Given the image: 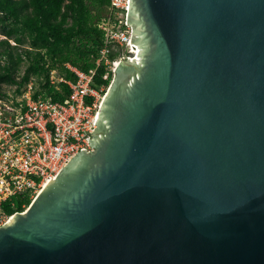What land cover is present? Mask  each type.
Wrapping results in <instances>:
<instances>
[{
	"label": "water",
	"instance_id": "1",
	"mask_svg": "<svg viewBox=\"0 0 264 264\" xmlns=\"http://www.w3.org/2000/svg\"><path fill=\"white\" fill-rule=\"evenodd\" d=\"M127 24L98 151L0 228V264H264V0H130Z\"/></svg>",
	"mask_w": 264,
	"mask_h": 264
},
{
	"label": "built area",
	"instance_id": "2",
	"mask_svg": "<svg viewBox=\"0 0 264 264\" xmlns=\"http://www.w3.org/2000/svg\"><path fill=\"white\" fill-rule=\"evenodd\" d=\"M129 1L110 0L109 11L100 19L106 40L95 68L85 72L67 63L75 80L50 71V88L62 95L63 85L70 89L62 101L44 95L35 98L32 82L16 103L0 100V228L15 215L5 212L7 201L21 194H29L33 201L79 152L94 150L89 139L98 128L95 122L115 70L121 62L135 59L139 51L131 43L132 26L127 24ZM102 64L103 80L110 83L94 87Z\"/></svg>",
	"mask_w": 264,
	"mask_h": 264
},
{
	"label": "trees",
	"instance_id": "3",
	"mask_svg": "<svg viewBox=\"0 0 264 264\" xmlns=\"http://www.w3.org/2000/svg\"><path fill=\"white\" fill-rule=\"evenodd\" d=\"M110 0H0V97H6L4 85L17 86L23 95L33 79L39 84L34 97L51 96L63 100L64 94L49 87V73L57 70L67 80L75 75L66 64L88 72L105 45L100 19L109 11ZM3 37V38H2ZM115 52L110 55L114 58ZM102 64L93 81L94 87L109 85L103 80ZM29 194L12 197L4 204L9 215L23 213L31 205Z\"/></svg>",
	"mask_w": 264,
	"mask_h": 264
},
{
	"label": "rangeland",
	"instance_id": "4",
	"mask_svg": "<svg viewBox=\"0 0 264 264\" xmlns=\"http://www.w3.org/2000/svg\"><path fill=\"white\" fill-rule=\"evenodd\" d=\"M32 84H33V92H35L37 89H39V84L37 83V81L35 79L32 80ZM27 88L28 87H26V89ZM16 89H17V86L4 85L2 91L7 96L6 97H0V100L6 101V102H12V103H16L17 101H19L22 98V95H18L16 92ZM27 209L25 211H27Z\"/></svg>",
	"mask_w": 264,
	"mask_h": 264
},
{
	"label": "flooded vegetation",
	"instance_id": "5",
	"mask_svg": "<svg viewBox=\"0 0 264 264\" xmlns=\"http://www.w3.org/2000/svg\"><path fill=\"white\" fill-rule=\"evenodd\" d=\"M128 74L129 73L126 71L125 68H122L119 72V75L121 76V78H126L128 76ZM100 143H101V139L99 137H97L95 140L94 150L90 153H86L85 156L86 155H93L94 153H96L100 147ZM82 157H84V155Z\"/></svg>",
	"mask_w": 264,
	"mask_h": 264
}]
</instances>
